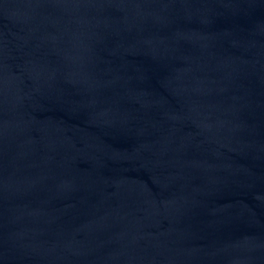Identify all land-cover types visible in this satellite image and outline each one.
<instances>
[{
	"label": "water",
	"instance_id": "95a60500",
	"mask_svg": "<svg viewBox=\"0 0 264 264\" xmlns=\"http://www.w3.org/2000/svg\"><path fill=\"white\" fill-rule=\"evenodd\" d=\"M0 264H264V0H0Z\"/></svg>",
	"mask_w": 264,
	"mask_h": 264
}]
</instances>
